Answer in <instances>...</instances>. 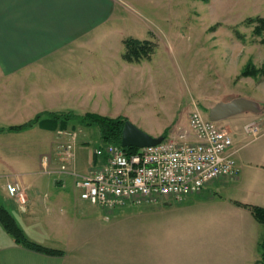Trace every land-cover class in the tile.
<instances>
[{
    "label": "crops",
    "instance_id": "crops-1",
    "mask_svg": "<svg viewBox=\"0 0 264 264\" xmlns=\"http://www.w3.org/2000/svg\"><path fill=\"white\" fill-rule=\"evenodd\" d=\"M130 1L140 2L0 0V207L31 240L63 251L48 255L25 248L0 222V264H122L118 255L124 251L127 224L121 229L107 218L125 212L159 216L138 224L139 231L141 226L158 248L151 264H181L179 258L187 249L201 250L202 258L208 255V264H255L260 259L258 243L264 228L242 205L264 207V132L253 139L243 128L252 116L248 115L240 133L221 125L232 133L238 147L236 176L216 180L182 201L127 203L112 211L82 200L71 177L42 172L41 155L55 147L59 128L53 123L38 121L20 130L8 129L37 115L104 112L93 102L106 91L97 88L98 83L136 76L151 59L129 62L123 59L125 46L117 59H98L92 54L81 59L80 51L109 47L113 39L123 43V32L114 28L124 18L121 6ZM130 66L135 67L131 70ZM167 129L162 126L148 132L159 136ZM87 141L76 145L75 166L82 173L99 163L96 158L91 165L86 161ZM80 155L85 157L82 164ZM14 181L24 189V204L7 192V183ZM215 183L219 185L212 186ZM226 192L232 196H224ZM178 248L184 250L172 251Z\"/></svg>",
    "mask_w": 264,
    "mask_h": 264
},
{
    "label": "rangeland",
    "instance_id": "rangeland-1",
    "mask_svg": "<svg viewBox=\"0 0 264 264\" xmlns=\"http://www.w3.org/2000/svg\"><path fill=\"white\" fill-rule=\"evenodd\" d=\"M120 9L124 18L117 20L114 30L123 32L125 39L150 41L153 53L136 76L98 83L97 88H106L103 96L93 100L104 110L101 115L124 116L147 133L162 126L172 131L176 126L188 127V115L195 106L208 115L209 108L218 101L245 97L257 101L263 109L259 113L233 115L218 124L228 126L232 133H240L248 115L262 122L264 76L260 73L244 76L241 72L245 67L260 69L264 64L262 35L254 32L255 22H247L249 17L264 16V0H140L123 3ZM108 42L111 46L106 49L80 51L81 59L91 54L98 59H117L119 52L124 51V42L119 44L114 39ZM61 69L64 70L63 65ZM75 126L77 144L88 140L85 157L91 165L95 158L93 149L100 145L99 131L80 123ZM85 157L80 155L78 162L82 164ZM224 196L232 194L226 192ZM155 214L125 212L107 218L115 220L121 229L127 224L122 242L124 251L118 255L122 264H151L158 248L155 242L152 246L150 235L144 234L141 226L139 231L138 224L142 220L153 222L159 218ZM259 225L264 228V224ZM183 252L181 264L209 263L208 255L202 258L201 250Z\"/></svg>",
    "mask_w": 264,
    "mask_h": 264
},
{
    "label": "built area",
    "instance_id": "built-area-1",
    "mask_svg": "<svg viewBox=\"0 0 264 264\" xmlns=\"http://www.w3.org/2000/svg\"><path fill=\"white\" fill-rule=\"evenodd\" d=\"M187 123V128L176 126L159 143L134 151L113 143L96 146L93 155L99 163L85 173L75 166L76 130L58 129L54 151L41 156V170L71 177L82 200L107 211L127 203L182 201L216 180L239 173L235 158L238 147L226 128L196 106L190 110ZM262 126L253 119L243 128L254 139L264 132ZM6 186L10 196L26 202L17 181Z\"/></svg>",
    "mask_w": 264,
    "mask_h": 264
},
{
    "label": "trees",
    "instance_id": "trees-1",
    "mask_svg": "<svg viewBox=\"0 0 264 264\" xmlns=\"http://www.w3.org/2000/svg\"><path fill=\"white\" fill-rule=\"evenodd\" d=\"M248 23L255 22L254 32L257 35H262L264 42V16L249 17ZM125 51L123 53V59L129 62H139L143 59H151L153 53V46L148 40H139L134 38H127L123 40ZM258 73L264 76V64L260 69L251 67H245L241 74L244 76H256ZM50 116V115H48ZM42 115H37L33 120L26 122L21 125H15L8 127L11 130H20L30 126L31 124L40 121L41 124L46 122L53 123L54 128H68L69 126L73 129L76 127V123H80L86 127L97 128L100 134L102 143H113L120 145L121 131L124 122L127 120L124 116L118 115L115 117H109L97 113H86L83 115H75L73 113H64L59 115H51L41 119ZM167 131L162 135L166 136ZM130 151H134L135 147H128ZM247 207L253 217L260 223L264 224V207L242 204ZM0 222L4 230L12 236L14 241L31 250L41 252L48 255H62L63 251L55 248L45 247L33 240H31L22 228L18 225L14 217L4 208L0 207ZM258 249L260 253V259L255 264H264V234L258 243Z\"/></svg>",
    "mask_w": 264,
    "mask_h": 264
},
{
    "label": "water",
    "instance_id": "water-1",
    "mask_svg": "<svg viewBox=\"0 0 264 264\" xmlns=\"http://www.w3.org/2000/svg\"><path fill=\"white\" fill-rule=\"evenodd\" d=\"M263 108L252 99L234 97L228 101H218L209 108L208 118L214 122L222 121L230 116L244 112L259 113ZM163 139L162 135L152 136L126 120L121 131L120 145L122 147H137L155 145Z\"/></svg>",
    "mask_w": 264,
    "mask_h": 264
}]
</instances>
